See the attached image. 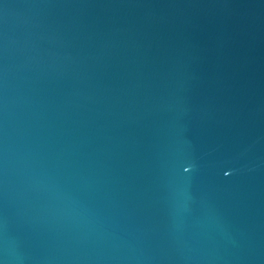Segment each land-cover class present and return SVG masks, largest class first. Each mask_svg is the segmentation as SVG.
Segmentation results:
<instances>
[{
  "label": "water",
  "instance_id": "water-1",
  "mask_svg": "<svg viewBox=\"0 0 264 264\" xmlns=\"http://www.w3.org/2000/svg\"><path fill=\"white\" fill-rule=\"evenodd\" d=\"M0 264H264V0H0Z\"/></svg>",
  "mask_w": 264,
  "mask_h": 264
},
{
  "label": "snow or ice",
  "instance_id": "snow-or-ice-1",
  "mask_svg": "<svg viewBox=\"0 0 264 264\" xmlns=\"http://www.w3.org/2000/svg\"><path fill=\"white\" fill-rule=\"evenodd\" d=\"M190 168H191V165L189 164V167H187V168H184V171L185 172H187V171H189L190 170ZM231 172V169H228L227 171H225V175H228L229 173Z\"/></svg>",
  "mask_w": 264,
  "mask_h": 264
}]
</instances>
